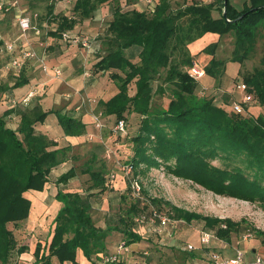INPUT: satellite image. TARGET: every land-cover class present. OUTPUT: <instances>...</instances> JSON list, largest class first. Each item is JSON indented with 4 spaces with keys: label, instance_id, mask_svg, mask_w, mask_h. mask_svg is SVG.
Returning a JSON list of instances; mask_svg holds the SVG:
<instances>
[{
    "label": "trees",
    "instance_id": "trees-1",
    "mask_svg": "<svg viewBox=\"0 0 264 264\" xmlns=\"http://www.w3.org/2000/svg\"><path fill=\"white\" fill-rule=\"evenodd\" d=\"M109 2L115 5L113 19L105 38L100 45L96 44L99 55L93 69L109 73L118 89L99 101L104 114L114 116L116 124L127 121L132 113L142 116L139 132L133 137L134 153L127 164L136 172L143 166L151 169L164 164L177 176L223 196L258 202L264 209V114L235 113L216 104L215 97L204 95L199 88L201 80L190 75L189 68L195 63L188 47L209 32L233 35L231 59L215 57L218 43L203 49L213 56L203 67L205 74L220 84L227 62L243 65L264 36V0H246L242 8H237L231 0L227 5L225 0L194 1L176 11L171 0H157L153 12L147 8L124 10L121 0H75L72 15H53L54 4L49 6V13L57 23L51 34L61 38L64 31L74 30ZM12 10V20H15L17 11ZM218 10L220 15L216 17L213 12ZM7 21L0 13V48L5 41L1 37V25ZM176 52L178 61L173 60ZM4 66L0 53V70ZM163 70L166 87L162 85L160 91L169 89L172 98L167 106L153 107V82ZM243 81L264 106V67L245 74ZM27 83L26 76L12 87L0 83V94ZM132 84L136 87L133 95ZM224 101L231 107L233 101L227 95ZM11 112L9 109L0 116V264H17L16 257L29 250L28 245L19 242L9 224L18 225L29 217L32 202L25 192L44 190L53 168L65 161L69 150L38 131L37 124L55 113L65 135L79 136L87 131V124L81 118L72 117L62 109L40 113L22 110L16 128L6 118ZM95 160L92 157L81 167V173L90 175L88 190L91 192L83 194L59 188L56 198L62 207L54 218L52 238L45 245L37 243L33 264H54V261L81 264L77 260L79 250L94 263L100 253H109L107 238L114 231L123 234L122 240L128 246L141 242L144 237L137 230L142 224L138 218L149 215L151 206L184 223L202 220L219 240L229 243L233 242V232L240 230L241 221L232 218L197 214L158 197L144 196L148 200L144 203L141 198L126 194L121 196L117 210L107 218L106 227H98L91 213L92 199L108 190L110 176H106L104 169L93 167ZM77 174V168L71 167L56 183L66 185ZM128 190L133 192L130 183ZM257 233L264 235V231ZM108 264H125V261Z\"/></svg>",
    "mask_w": 264,
    "mask_h": 264
},
{
    "label": "rangeland",
    "instance_id": "rangeland-1",
    "mask_svg": "<svg viewBox=\"0 0 264 264\" xmlns=\"http://www.w3.org/2000/svg\"><path fill=\"white\" fill-rule=\"evenodd\" d=\"M194 1L199 2L202 0H171L172 9L176 11L180 8H184L186 5H189ZM245 1L246 0H231L232 4L237 8H242ZM142 3H144V0H137L136 3L130 4L127 0H121V4L124 10H140L143 7ZM7 4L8 5L6 6V10L1 13L4 14L6 19L9 21L10 27H12L13 24L15 27V30L9 31L10 38L8 40H12V42H16L18 44L19 48L17 49V52H19L21 48L27 47V49L32 50L35 53V56L25 60L22 67L19 69H8L7 67H3L0 70L1 84L12 87V85H14L28 73H33V75L37 77L36 72L38 71V69H40L38 67L41 66L42 68V64L46 63L50 67V69H54L56 67H59L61 69L60 74L55 73L52 75L49 73V75L53 77L52 81L48 83L53 84V86L58 84L62 85V77L63 75H65L66 69H63L64 66L62 67L61 63H63L64 65V63L67 61V58L71 59L70 62L72 60H76L78 62V66L76 68V70L78 69V72H76V75L78 77H74V75L70 76L74 80L75 78H80L81 81L86 83V81L88 82L87 79L89 77H93L95 75L96 79L94 78L95 83L91 85L93 90L91 100L89 101V103H91L93 107V130L91 131V135L92 137H96L95 143H98L97 150L100 151V148H103V154H100L99 157H96L93 167L96 169H104V171L106 172V176H111L108 181V190H106L108 191V193L105 194V191L101 195L104 196V199L107 198L110 202L108 210L105 211V209H102L100 206L95 211V215L98 219L106 220L107 216L114 213L120 206L121 196L123 194L130 195V198L132 196H136L134 192L130 193V191L128 190L129 178L128 175L124 172V167L125 165H127L134 153L133 137L139 132L142 121L141 115H139L138 113H132L128 115V119L127 121H125L126 130L124 132H118L114 129L116 125L115 117L113 116L108 120L107 118L109 115L103 113V107L99 103L102 98H108L118 90L115 82L110 80L109 73L94 72L93 69V64L99 55V53L96 55L95 47L96 44L102 42L101 40L106 36V29L109 23L108 14L100 24L98 32H95L98 34L95 35H91L89 34V32H87L88 30L85 27L86 25L83 26L84 22L79 23L77 25L78 30H73V33H75V35H78L80 41L78 43H75L73 42V40H65L63 36L60 38L51 34V31L56 28L57 23L53 20L52 16L49 13V6L51 4H54L53 15H72L75 11V0H8ZM114 7L115 5H113L112 2H109L101 5L97 11H109V14L112 15ZM13 8L17 12L22 13L23 16H28L31 20L33 28L28 30L25 35H23V32L20 30L18 25L15 24V20H12ZM218 11L220 12V10ZM92 23H94V21H92ZM93 36L95 37V41L93 40L94 38L92 39ZM88 37L90 39L89 41L91 43V48L86 47L83 44V41H81L82 38L85 39ZM228 44H231V47ZM233 48L234 38L232 34H229L228 36H225V40L222 46L223 51L220 53V55L222 57L231 58V56L233 55V53H231ZM88 49L91 50L90 52L92 54L90 58H86V56L84 57L83 54ZM103 50L104 47L102 46V51ZM93 53H95V56H93ZM2 57L5 63L9 59V55L5 53L2 54ZM79 58H81L82 61L79 60ZM62 59L66 60L62 62ZM178 59V53L176 52L173 60L178 61ZM263 59L264 36L257 41V45L254 51L248 56L241 67H237L236 64L233 63L235 61L231 63L227 62L226 73L229 77H235V79L233 82H230L227 85L223 82H220L219 88H223L224 90H227V88H234L238 90L237 84L244 82L243 76L245 74L252 72L257 67H264ZM55 63H59V65L55 66ZM80 69L81 71L79 72ZM238 71L240 72V76L237 75ZM82 73L83 75H81ZM165 74L166 72L165 70H163L162 74L156 77L153 82L155 91L153 97V107L167 106L170 99L172 98L171 91L169 89H166L164 93L160 91V87L162 85L166 87V84H164ZM216 83H214L210 88L212 90L204 88L202 83L199 88L201 89V91H203L202 93H204V95L216 98L223 94V92L218 91L217 93V90L213 89ZM135 91V84H132L130 93L133 95ZM17 92L12 94L11 88V90L0 94V114L3 115L4 112L8 111L9 109L13 111L14 113L11 112V114L6 118L8 120V124L15 128L18 127L20 123V111L26 110L35 113L42 112V108L39 106V104L32 103V100H30L28 104H24L22 102V99L28 94L24 96H17ZM202 93L200 94L202 95ZM227 97L230 102H232L233 99H242L241 95L233 97L227 95ZM12 99H16L18 101L14 106H10ZM251 104L260 105L262 108L260 111H258L257 114H264V106L260 104L257 97H255V101ZM2 105H4L7 109H2ZM230 109L231 107L229 108V110ZM31 114L35 115L34 113ZM55 134L52 135L55 136ZM57 136H60V133H58ZM99 145H101V147H99ZM112 175L115 176L112 177ZM132 176L139 180L142 187V194L146 197H158L161 199H165L184 210L197 214L213 217L232 218L235 221H241L240 230L233 232L232 247L234 248V252H236V250L241 247V249L247 251L249 257L253 259L256 256V253H252V250L256 249V245L259 243L264 245L262 243L264 235H260L257 233L258 230L264 231V209L258 202H252L245 199L217 194L193 180L177 176L168 168H166L164 164L160 165L159 167H153L151 169H147L145 166H143L140 167L137 172L136 169L134 170L133 168L131 177ZM120 182H122L124 185V188L122 189L119 184ZM82 183L84 182L82 181ZM86 184L89 186L91 182H87ZM137 230L143 235L144 239L140 242V244L138 242L136 247L139 250L141 249L142 251L145 248L150 249L151 255H153V257L150 258V261L152 262L155 261V258H158V246H161V249L172 248L173 252L179 255L178 258L182 263H184L187 259L192 260V258L199 257L201 253H209V251L211 250H217L222 254L225 253V249L223 246L226 243L220 240H218V242L220 241L221 247H213V245L210 247L201 245V236L203 232L213 231L212 229L207 228L204 221L202 220H195L192 223H179L177 224V228H175L174 230L172 229L171 225L165 228H160V226L156 222L142 223L139 225ZM250 233L251 235L245 240V236ZM244 241H246V247ZM188 244H192L196 246V248L188 249ZM128 253V257L134 255L135 259L126 260L125 263L139 264L140 257L136 256V254L139 253L138 250L133 251L130 248V251ZM261 255L264 258V251L263 253H261ZM194 261H196V259Z\"/></svg>",
    "mask_w": 264,
    "mask_h": 264
},
{
    "label": "crops",
    "instance_id": "crops-1",
    "mask_svg": "<svg viewBox=\"0 0 264 264\" xmlns=\"http://www.w3.org/2000/svg\"><path fill=\"white\" fill-rule=\"evenodd\" d=\"M202 1L207 2V0H202ZM156 3H157V0H156ZM142 4H143V7L140 10L145 9V6H144L145 2ZM107 14H108V20L110 22L113 19V14L112 15L109 14V11H97L94 17L86 19L84 21L83 26L86 25L85 27L88 30L87 32H89V34L91 35L98 34L95 32H98L99 30L98 28L100 24L103 22V20L107 17ZM213 15L218 17L220 15V12L214 11ZM92 21H94V23H92ZM15 24H17L16 21H15ZM1 27H2V31H1L2 39L8 40L10 38L9 31L15 30L14 24L12 25V27H10V23L9 21H7L4 24H2ZM75 30H78L77 26L74 29V31ZM228 35L229 34L220 36L217 33L209 32L203 35L202 37L191 42L188 47L193 56L194 63L202 67H205L206 65L209 64L213 56L204 52L203 49L212 43H218V46L215 51L216 58L231 59L230 57H222L220 55V53L223 51L222 46L225 40V36H228ZM92 39L95 41L94 36L92 37ZM229 46L231 47V44ZM88 50H86L83 53L84 57L86 56V58H90V56H92L90 52L91 50L89 51ZM97 54L98 52L96 51V55ZM93 56H95V53H93ZM65 60L66 59H62V62H64ZM70 60L71 59L67 58V61L64 63V65L63 63H61L62 67L64 66L63 69L64 70L66 69L65 75H63L62 77L63 79L62 85L58 84V85L53 86V84L48 83L52 81V77H53L49 75V73L52 75L55 74L54 69H49L48 72H44L40 66L38 67L40 69H38V71L36 72L37 77L33 75V73H28L26 74V77L28 78V83L23 86L12 89V94L18 91L17 96H24L28 94L32 88H35L36 93L33 97L30 98V100H32V103L34 104H39V106L42 108V111H49L52 109H62L63 111L67 112L72 117L81 118L87 124L86 133L79 135V136L65 135L62 127L58 123V118L55 113L48 114L44 122H39L37 124L36 127L38 131L45 133L49 135L50 137L54 138L55 140H57L59 143V147H69V150H67L68 152H67V157L65 161L53 168L51 172V180L46 184L44 190L38 191V190L31 189L25 192L26 197H28L32 202L29 217L19 222L18 225H13V223L9 224V227L14 230V233L17 239L20 240V242H22L23 244H26L29 246V250L27 252L22 253L20 256L16 257L17 264H33L35 260L34 252H35L37 243L39 242L42 245H45L47 242L48 243L50 242L53 232H54L55 225H56L54 222V218L57 212L59 211V209L62 207V202H60L56 198V194L60 187L65 188V191L81 192L83 194L91 192V190H88L89 186L86 184L87 182H91L90 175L81 173V167L90 158L99 157L100 154L101 155L103 154V150H102L103 148H100L101 149L100 151L97 150L98 143H95L96 137L95 136L92 137L91 135V131L93 130L92 129V126H93L92 125V122H93V109L92 108L93 107H92V104L89 103V101L91 100V95H92V90H93L91 85L95 83V79H96L95 75L93 77H89L87 79L88 82L86 81V83L81 81L80 78L78 79L75 78L74 80L70 76L74 75V77H78L76 75V72H78L77 71L78 69L76 70L78 66L77 64L78 62L76 60L75 61L72 60L70 62ZM79 60L82 61L81 58H79ZM97 60H98V57L95 60V62ZM228 62L231 63L233 61L229 60ZM233 63L236 64L237 67L238 66L241 67L242 65L241 63L236 62V61ZM58 65L59 63H55V66H58ZM80 71L81 69L79 70V72ZM239 71L237 74L238 76H240ZM81 75H83V73ZM234 79L235 77L231 78L225 72V74L222 77L221 82L227 85L230 82H233ZM216 82H217V79L208 74H205V76L201 79L202 85L204 86V88L208 90H212L210 88ZM213 89L217 90V93L218 91L223 92V94L215 98V103L220 106L225 107L227 110H229L230 108V104H227L224 101V98L227 93H228L227 95L231 97L237 96V95L243 96V93L240 90H236L234 88L233 89L227 88V90H224L223 88L222 89L219 88V82L216 83ZM29 101L25 103L23 102V99H22V102L24 104H28ZM1 108L4 109L6 107L2 105ZM261 108L262 107L260 105L250 104L247 106V111L250 114L257 116L259 115L257 113L258 111L261 110ZM112 117H113L112 115H109L107 119L109 120V118L111 119ZM57 132L60 133V136H57L58 134ZM52 134H55V136H53ZM99 147H101V145H99ZM71 167L77 168L78 170L77 176L70 179V181L66 185L61 184L58 186L56 181L59 178V176L63 174L64 172H66L67 170H69ZM82 181L84 183H82ZM119 184L121 186V189L124 188V185L122 182H120ZM115 188H118V187H115ZM107 193L108 191L105 192V194ZM102 194L96 195L95 198L92 199L93 205H92L91 213L93 216V221L98 227H106L107 218L110 216L109 214L106 220L105 219L101 220V219L96 218L95 211L97 210V208L101 206V208L105 209L106 211L108 210V206L110 204L107 198L104 199V196H101ZM122 239H123V234L121 232L119 231L112 232L107 238L106 251L109 253L114 252L116 250L117 245ZM220 241L226 243L223 246L225 249L224 255L234 256L236 252L233 251L234 249L232 247L233 243H229L224 240H220ZM220 241L219 242L213 241V244H212L213 247H216V246L221 247ZM244 242H245V247H246L247 246L246 241ZM137 244L138 243H133L129 247L133 251L138 250L139 253L138 254L135 253V254L136 256L140 257L139 264H143V263L147 264L148 260H150V258L153 257V255H151L150 249L145 248L143 251L141 249L139 250L136 247ZM158 248L159 249H158L157 257L158 258L159 256H162V257H160L159 259L155 258L154 259L155 261H153V264H196L197 261L203 260L208 255V253L204 252V253H201L199 257L192 258V260L187 259L185 260L184 263H182L180 259L178 258L179 255L173 252L172 248H162L161 249V246H158ZM263 251H264V245L259 243L256 245V249L252 250V253L261 254L263 253ZM128 254L129 253H124V255H121L120 260L126 261L130 259L131 260L135 259L134 255L128 257ZM102 255L103 253H100L99 254L100 258L98 256V258L94 260V263H92L83 255L82 251L79 250L78 255H77V260L81 264H107L103 261ZM195 259L196 261H194ZM54 264H71V263L70 262L60 263L58 261H54Z\"/></svg>",
    "mask_w": 264,
    "mask_h": 264
},
{
    "label": "built area",
    "instance_id": "built-area-1",
    "mask_svg": "<svg viewBox=\"0 0 264 264\" xmlns=\"http://www.w3.org/2000/svg\"><path fill=\"white\" fill-rule=\"evenodd\" d=\"M72 1V0H68ZM209 1V0H207ZM211 1V0H210ZM145 2V8H147L150 11H155L156 9V0H144ZM8 0H0V13L6 10V6L8 5ZM15 21L17 25L21 28L23 35L27 33L28 30L33 28L31 20L28 16H23L22 13L17 12ZM63 38L65 40H73V42L78 43L80 41V38L78 35H75L73 33V30H67L63 32ZM89 38H82L81 41H83V44L91 48V43L89 41ZM18 44L16 42H12V40H7L4 42V44L0 48V53L2 54H8L9 59L5 63L4 67H7L8 69L12 68H21L24 64V61L32 58L35 56V53L32 50L27 49V47L21 48L19 52H17ZM42 68L45 72H48L50 67L46 64H42ZM190 75L194 77L197 80H201L205 76V70L202 66L198 64H194L191 68H189ZM54 72L56 74L61 73V69L59 67L54 68ZM237 89L242 91L243 96L241 100H233L231 104V110L235 113L239 114H246L247 106L250 105L252 102L255 101V96L252 92H249V87L245 82H241L237 84ZM36 93V89L32 88L31 91L28 93L26 97L23 98V102H28L31 97H33ZM18 101L16 99H12L10 106H14ZM118 132H124L125 129V121L121 120L119 121L114 128ZM133 166L130 164L125 165L124 172L128 175L129 183L131 185L132 191L136 195V197L141 198L142 201L145 203L148 200L144 197L142 194V187L136 178L133 176L131 177ZM115 175H112L114 177ZM111 177V176H110ZM138 221L141 223H150V222H156L160 228H165L169 225H172L173 229L177 227V224L184 223L183 220H176L172 219L167 213H164L162 211H159L156 207L151 206L150 207V214L149 215H141L138 218ZM251 234H247L245 236V239H247ZM218 237L213 233L209 231H204L201 236V245L204 246H212L213 241H218ZM188 249H195L196 246L192 244H188ZM130 251V247L125 243V241H120L119 244L116 247V250L112 253L104 254V262L105 263H112L115 261L120 260L121 254L128 253ZM196 264H264V258L261 254H256V256L252 259L248 256L247 252L243 249L239 248L236 250V253L234 256H225L224 254L220 253L217 250H211L209 251L206 258L203 260L197 261Z\"/></svg>",
    "mask_w": 264,
    "mask_h": 264
},
{
    "label": "water",
    "instance_id": "water-1",
    "mask_svg": "<svg viewBox=\"0 0 264 264\" xmlns=\"http://www.w3.org/2000/svg\"><path fill=\"white\" fill-rule=\"evenodd\" d=\"M228 0H225V5H227ZM224 16H226V6L224 7Z\"/></svg>",
    "mask_w": 264,
    "mask_h": 264
}]
</instances>
